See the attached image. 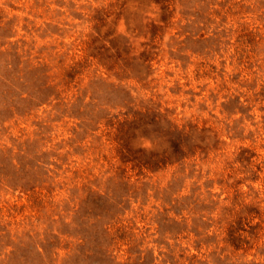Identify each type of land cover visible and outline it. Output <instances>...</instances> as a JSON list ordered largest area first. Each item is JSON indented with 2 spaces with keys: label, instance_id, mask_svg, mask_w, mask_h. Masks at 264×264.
Segmentation results:
<instances>
[{
  "label": "rangeland",
  "instance_id": "374dc122",
  "mask_svg": "<svg viewBox=\"0 0 264 264\" xmlns=\"http://www.w3.org/2000/svg\"><path fill=\"white\" fill-rule=\"evenodd\" d=\"M0 264H264V0H0Z\"/></svg>",
  "mask_w": 264,
  "mask_h": 264
}]
</instances>
